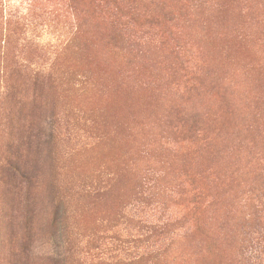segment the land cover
Listing matches in <instances>:
<instances>
[{
    "label": "rangeland",
    "instance_id": "rangeland-1",
    "mask_svg": "<svg viewBox=\"0 0 264 264\" xmlns=\"http://www.w3.org/2000/svg\"><path fill=\"white\" fill-rule=\"evenodd\" d=\"M259 201L264 0H0V264H242Z\"/></svg>",
    "mask_w": 264,
    "mask_h": 264
},
{
    "label": "trees",
    "instance_id": "trees-1",
    "mask_svg": "<svg viewBox=\"0 0 264 264\" xmlns=\"http://www.w3.org/2000/svg\"><path fill=\"white\" fill-rule=\"evenodd\" d=\"M241 53H246L245 49H243ZM146 107L145 95L129 91L116 101L106 104L104 110V116L107 119L106 124L109 123L113 126L116 125V123H120L113 141L121 152L124 153L130 149L132 145L131 128L138 117L145 112ZM143 187L148 188L147 192L149 190L152 192L156 185L153 184L151 180H146ZM148 207L150 206L148 205ZM258 208L260 211H264V201H259ZM258 226L259 227H256L258 228L256 232L253 233L254 237L248 240L247 246L245 247L242 264H262V256L264 254V221L263 223L261 221ZM146 228L151 235L155 233L161 234L165 230L151 220L146 223ZM246 235L248 236V234ZM249 235L251 234L249 233Z\"/></svg>",
    "mask_w": 264,
    "mask_h": 264
}]
</instances>
